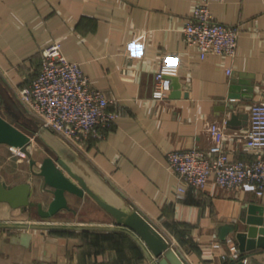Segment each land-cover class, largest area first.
<instances>
[{
    "label": "crops",
    "instance_id": "1",
    "mask_svg": "<svg viewBox=\"0 0 264 264\" xmlns=\"http://www.w3.org/2000/svg\"><path fill=\"white\" fill-rule=\"evenodd\" d=\"M200 2L0 0V109L15 124L36 129L15 90L36 79L42 50L59 41L64 55L81 65L117 114L107 137L90 139L77 155L125 205L151 222L186 264H230L223 256L230 257L232 246L240 249L229 241L232 234L221 239L222 227L238 222L246 206L264 208V195L228 191L210 182L203 189L188 187L180 200V181L167 158L173 150H208L213 144L209 128L219 123L229 135L230 158L254 159L245 149V135L251 106L264 100V0L211 1L216 21L241 27L234 59H201L186 44L183 28ZM159 71L174 79L168 80L169 99L162 104L153 99ZM33 142L36 150H44L32 140L31 156L0 144V181L7 188L30 183L31 201L47 208L53 192L32 169ZM69 205L46 220L1 204L0 223L37 227H0V264H158L124 229L112 230L115 220L88 194L70 196ZM68 225L88 229L55 227ZM240 252L249 257L248 264H264V248Z\"/></svg>",
    "mask_w": 264,
    "mask_h": 264
},
{
    "label": "built area",
    "instance_id": "2",
    "mask_svg": "<svg viewBox=\"0 0 264 264\" xmlns=\"http://www.w3.org/2000/svg\"><path fill=\"white\" fill-rule=\"evenodd\" d=\"M201 0L186 22L183 33L189 47L196 48L201 59L218 55L230 59L237 56L239 25L215 20L210 3ZM232 70L227 69L231 74ZM170 84L162 71L155 74L157 103L169 99ZM16 98L30 118L57 135L76 154L83 151L90 139L102 140L114 127L117 114L110 109L112 100L92 86L78 62L69 60L59 41L42 50L41 69L28 86L15 90ZM213 144L208 150L192 147L168 153L169 168L180 184L176 196L182 200L188 187L205 188L210 182L228 191H252L264 195V100L250 108V127L245 135V149L254 153L250 162L233 160L226 149L228 133L225 125L212 123ZM229 241L234 242L233 239ZM225 260L248 264L249 257L235 246Z\"/></svg>",
    "mask_w": 264,
    "mask_h": 264
},
{
    "label": "water",
    "instance_id": "3",
    "mask_svg": "<svg viewBox=\"0 0 264 264\" xmlns=\"http://www.w3.org/2000/svg\"><path fill=\"white\" fill-rule=\"evenodd\" d=\"M167 80H174L171 76ZM3 90L0 84V90ZM234 96L232 95L231 98ZM0 104L2 105L1 99ZM0 109V144H8L31 156L28 150L32 140L40 141L47 156L40 166L39 175L53 192V200L48 208L42 202L31 201L32 185L20 183L7 188L0 181V205L7 204L12 209L30 212L35 208L42 219H49L63 210L70 209L69 197L82 199L91 196L115 220L111 229L122 228L135 238L149 258L158 264H186L167 239L136 209L125 205L81 157L52 131L36 124L35 130H27L8 120ZM235 115L228 121L232 124ZM35 164V161H32ZM30 228L37 225L0 223V227ZM259 226H263L259 228ZM54 228L51 225L46 226ZM65 230H87V226H55ZM229 234L242 252L264 248V208L250 205L243 208L238 222L222 227L221 239L226 241ZM230 264H243L232 261Z\"/></svg>",
    "mask_w": 264,
    "mask_h": 264
},
{
    "label": "rangeland",
    "instance_id": "4",
    "mask_svg": "<svg viewBox=\"0 0 264 264\" xmlns=\"http://www.w3.org/2000/svg\"><path fill=\"white\" fill-rule=\"evenodd\" d=\"M35 121V120H34ZM36 124H38L37 121H35V126ZM18 126H20L19 124H17ZM40 144L41 142L38 141ZM33 149V156L31 157L32 160L35 161V164L32 166V169L35 171V172H40V165L42 164V161L43 159L47 156V153L44 152V150H36L38 149V144L36 142H33V145L31 147ZM29 157L27 158L26 157V160L29 161ZM46 207L48 208V205H46ZM23 213H26L25 216L26 217H30V218H35V219H40L41 217L37 214V211L35 208H31L30 209V212H23ZM22 217H25L24 215L21 214ZM53 218V217H52ZM52 218H49V219H52ZM55 218V217H54Z\"/></svg>",
    "mask_w": 264,
    "mask_h": 264
}]
</instances>
